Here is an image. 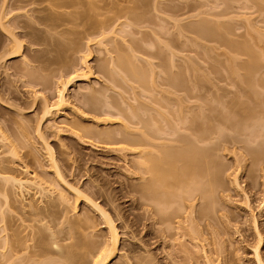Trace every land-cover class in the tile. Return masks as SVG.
Returning <instances> with one entry per match:
<instances>
[{
  "label": "rangeland",
  "instance_id": "374dc122",
  "mask_svg": "<svg viewBox=\"0 0 264 264\" xmlns=\"http://www.w3.org/2000/svg\"><path fill=\"white\" fill-rule=\"evenodd\" d=\"M131 1H136V0H106V2L104 0L102 1L90 0L88 2L90 4L92 3L93 5L91 4L92 7L90 6L91 8H87V10L84 9L83 7V5L85 6L89 4V3L87 4V0H80L79 3L82 2V4L77 6L80 9L76 7V5L79 3L75 1L76 2L75 4L69 6L70 9H67L68 7L67 8L64 7V9L62 8V10L60 9L58 10V12L60 11V13L62 12L63 14L67 12L74 14L73 13L75 12L74 10H77V12L81 13L82 9H84L88 13L85 12L83 14L82 16L83 19H80L81 17L78 16L80 18L77 19V17H75L76 21L72 20V22L71 21L67 22L69 26L65 24V26H63L65 30L63 29V27H61L62 30L61 29L55 30L53 28H50L51 27L50 23L44 22L42 20V18L48 15L51 9L55 12L57 11L56 8L51 7L53 6L54 1L50 3L52 4L50 6L49 4L50 1H45L43 3H41L42 1H36V2L34 1L35 3L29 5L28 2L26 3L24 2L25 3L24 4L23 2L20 3L19 0H0V129L1 132H3L4 135H6V137L8 136L10 138L9 141V138L7 137L8 142L11 143L13 141V143L16 145L15 147H17L18 152H20L19 157H21L19 158L20 160L19 159L16 160V162L18 163H15L13 161V163L15 164L14 165L11 162L14 159V157L12 156L13 158L11 159V156H9L10 154H7V152H6L7 155L3 154L5 153L4 147H6V144L4 143L5 146L3 144H2L3 146H1L0 144V158H4V161L7 160V158L8 159L10 158L11 161L9 160V162H7L8 161L7 160L5 164L8 163L7 167L9 166L11 169L13 170L15 169V172L17 171V173L19 171V173L24 174L22 167H24V165L26 164L25 166L28 165L30 171L31 170L33 172L36 171V173L41 177L43 176L47 177V175L52 176V172L49 168L50 162L48 161V154L45 149V145L41 139L39 140V136H37L38 134L36 135V126L39 121L38 119L42 115V111H43L42 108L44 107L43 101L47 100L50 103H55L57 101V90L60 87L59 86L60 79L62 80L69 79L70 76L73 75L74 70L76 73V74L74 73V75H78L84 71H87L88 69L84 70L85 66H87L90 70H92L93 74L89 75V78H87L88 80L87 79L84 80L80 78L73 81L69 85L68 92L66 94L67 95L66 98L69 105L67 107L62 108L61 110L62 112H60L55 118H53L55 120L50 121L49 119L46 123H44L42 129L44 133V138L55 152L56 158L59 161L58 164L60 165L64 174L65 175L67 174L68 176L67 180L70 179L69 180L70 182L73 180L74 182L78 183V185L83 190L90 188L92 186L91 184L94 185L96 184L101 186L102 192L99 193V195L97 196L95 195L93 199L101 206H103V208L106 211H108L111 217H113L115 221V225L118 228V232L120 233V239H121L119 243L120 251L111 264H125V263L129 264L128 262H130V264L132 263L144 264L143 258H147L149 264H204L205 262L204 259H206L207 261V258H203V257H207V256L209 257L212 254L215 255H212L209 258H211L213 264H218V261L215 260H221L219 261V264H221L222 262H223L222 264L225 263L255 264L253 248L257 244L256 242L258 240V237L256 235L258 234V232L255 231L256 229L254 228L255 227L254 224L257 225L258 231L262 235V238L264 240V162L263 161L261 162L260 165H258L259 168L256 171H254L255 168L258 166H256L253 169L252 162L250 158L247 156V151L242 147L243 144L242 145L239 144L238 146L235 145V147L234 145L232 146V144L230 145L228 144L225 146V148L227 146L229 147L226 148L228 150L223 151L225 149L224 148L220 151L221 153H218L219 156L217 155L216 159H219L217 161H219V164L223 166L224 169L222 171L225 172L223 174L225 178L222 179V181H224L222 182L224 183V185H222L223 189L220 190L219 193L221 194L220 196H218L219 198L222 196L224 200L222 201V199L220 198L218 199V203H220L219 205H221L222 203L221 206L223 209L220 208L221 206H219V208L224 211L225 217L223 216V212H221V217L222 216L223 217L222 218L220 217L219 219V221L222 219V221L219 224L220 226L216 223L219 227H217L214 224L215 225L214 229H216L215 227H217L216 230L220 234L219 235L217 233L218 235H215L219 237V240L216 237V243L220 241L219 243L221 244V246L219 243L218 244L222 248L220 249L222 251L224 250V252H221V250L217 248L218 246L212 248L211 245L209 246L207 245V243L211 244V242L213 241V239L211 241L212 237L209 236L211 242L208 239L206 243V246L208 248L206 246L205 247L209 251L211 249L215 250L217 248L219 252L217 250L215 251L220 253V255L218 253L217 254L219 256L223 254V256H221L222 258L218 256L219 257L218 258L217 254L214 253V251L213 253L208 254L209 252H207L206 248L205 250L207 254L205 253L206 254L205 255L201 249H199L200 250L199 251L196 248H194L195 247L194 244L195 243L198 244L199 242L195 241L194 243L191 241L190 238H188V236H185L186 239L183 237L184 235H186L185 233H187L185 230L184 232L183 230H181V233L182 234L184 233L183 236L181 233H179L180 232L179 231L178 233L180 235L179 234L178 236L176 235L177 237L174 236L173 241L172 238L171 239L167 238L168 241L165 240L163 242V240L159 238L160 226L153 222L151 213H145V211L142 209L141 205L137 200L138 194L135 191H133V189H135V187L139 183L137 176H134L129 172L132 168L131 160H134L133 154H131L130 152L129 153L127 152L128 153L127 154L125 151L124 153L114 151L122 146L118 144L119 143L118 141L116 142L115 140L121 136L120 130L123 128V125L125 124L124 118L122 117V119H120L121 118L120 117L119 119L116 120H114L115 118H113L112 119L113 121H111L110 123L108 122L104 123L101 122L102 118L95 120V117L98 118L99 116L98 115L95 116L94 113L88 114V116L85 118L84 117L82 118V116L85 115H82L81 113L83 111L88 113V111H86L87 110L86 108L89 105L85 107L86 105L84 106V104H86V102L90 97L96 96L99 98L98 101H100V99L102 98L101 107L103 106V104L104 106H107L104 107L103 110L105 109L107 110L109 108L108 110H111V112L114 114L118 113L119 110H121V108L123 110L122 112L127 113V110L131 111L130 110L131 108L132 110H134V107L135 109L138 108L135 111H138L139 113H142V111L143 112L156 111L165 114L170 113L171 114L170 123L168 126L174 128L177 120L179 119L186 120L185 116H188L187 113L189 114L191 107L192 110L196 112L195 113L196 115L200 114L198 110H200L201 106H202L201 109H205L204 113L207 114L209 113L208 112L209 105H212L211 103L213 102L212 100H215V102L217 101L215 97H210L209 95H206L207 94L205 93L206 88L204 89L198 86L194 88L195 84L197 85L200 82L199 80L201 79L203 80L205 76H207L208 79L211 80L213 84L217 86V87L212 86L213 88L212 93L218 92L223 96L224 101L226 100L229 101L233 97L235 98L238 97V95L240 96L239 91H243L244 89H246L247 91L249 90L248 92L244 90V93L245 91L247 92L245 94H249L251 91L250 89L246 88L245 86L244 87L241 86L239 90V86L236 83L238 82V79L240 80L241 74H243V77L246 75L245 71H243V68L241 69V66L243 64L244 65L248 64L251 58L249 57L248 53L247 52L244 53L245 50L242 51V49H241V53L239 49L237 51V54H233L236 53V51L233 49H229L226 45L228 43L227 40L228 41L236 40V42L238 41L239 43H241L242 41L245 43V40L246 42L249 40L250 44L253 45V47H255V51H257L258 53L264 52V0H143L144 7H142L140 11H138L140 13V18L138 20H135V22L134 19H132L131 17L129 18L130 15L127 14L129 12L128 11L129 9L125 7V6L127 7L133 6V3L131 5ZM32 2L33 1H30V3ZM96 3H98L97 4L98 6L96 5ZM106 4H109L110 6L112 5L111 7L107 5L108 8L110 7L108 10L109 12H107V9L103 8ZM73 6L77 9H75ZM93 6L97 8L98 11H96L97 9H94ZM107 6H105V8ZM113 6H117V9L115 7L113 8L114 10L113 9L111 10ZM122 6L124 7L122 8ZM119 7L121 9L126 8L127 12L124 10L119 11L120 10ZM45 8L47 12H45ZM48 8H49V12H48ZM88 9L90 12L88 11ZM101 10L102 11L105 10L106 12H102ZM111 11H113L114 13ZM122 11L125 14L122 13ZM115 12L116 14L121 12L123 18L121 17V19L118 20L119 22L115 21L113 24L111 22H107V20L109 21V18L116 17ZM103 13L105 14L106 17L104 16ZM107 13H109L112 17L108 14L109 15L108 18V16L106 15ZM98 16H102L103 18ZM217 16L219 17L218 19H220V21L221 19L222 21L224 20V23L226 21L229 27L232 25L233 29L230 28V32L228 33L229 35H227L229 37L224 36L226 38L223 39L226 40H223L221 38L220 40L222 41H219V39L215 38V36L212 35L213 36L212 37L209 34L208 36L207 35L203 36L201 41L200 39L202 36L200 37L197 33V30L200 27L199 26L200 20L202 21L203 19L205 21V19H207L205 22L211 21L212 23V20L213 22L214 19L216 21ZM94 20H97L98 22L97 21L94 22ZM101 21L105 23H111L110 26L113 25V27L114 24L116 23L117 24L115 25L114 30L111 31L113 34L108 29V31L112 35L110 34L111 36L110 35L109 37L107 36L108 38L106 40H103L104 42L98 44L101 36L99 34L100 31L98 32L96 31L100 29ZM73 22L74 23L76 22L75 23L76 25L72 24ZM194 26H197L196 32L193 29ZM96 27L97 30L94 29ZM113 27H111V29H113ZM49 28L53 29L54 31L53 30L51 31ZM60 31H63L64 33L62 32L60 34ZM33 33L35 34V36H33L34 35ZM194 34H196L197 36ZM95 35L97 36L99 35L98 36L99 38ZM47 37L48 39H46ZM205 37L207 38L209 37L208 41L206 40L207 38ZM13 38H16L19 42L21 41V43L23 44V49H22V53L18 57L9 59L7 54L11 52L14 48L12 44ZM35 38H38V40ZM252 38H254V40ZM47 41L53 43L51 48L49 45L45 44ZM197 41L199 42L200 45L197 43ZM216 41H218L219 43ZM36 42H38L39 44ZM77 43H79L80 45ZM66 45H68V47ZM53 46L54 47L63 46L65 48H68L69 50L68 49L66 50L67 54L64 53L63 51L64 53L63 56L66 54L68 58H66L65 56L66 59L63 60L64 57L62 56L63 61H61L60 59H58V56L57 57L54 56L57 55L55 51L51 54H47L45 51L47 55L44 53V50L52 49ZM135 49H137V52ZM230 50H232L233 53H231ZM134 51H135L134 54L135 57L132 58L133 61H135L140 67L141 66L145 67V69L148 71V78L146 79V83L144 82V85L133 83L129 79L125 81L124 79L126 78H123L124 77L123 74L121 75V78L117 77L118 75H116V78H114L116 79V81H114L113 79V81L115 82L114 83L111 80H109L111 78L109 77L108 74L106 75L109 78H107L102 71L101 72L99 71L100 66L102 67L103 65L106 64L109 65V66L106 65L108 68L110 67V65L112 66V68H114V65L112 64H114L117 59L119 61L121 54L124 53L125 55V53H127L131 55V53L132 52L134 53ZM228 53L231 55L229 56ZM118 54H120V56ZM38 55L40 56L44 55L47 56L48 58L45 57L44 59V56H41L40 58ZM36 56L40 59H42L43 57V61H42L43 63L39 61L37 62L36 59L34 61V57L36 58ZM71 56H73V58H71ZM232 56H235L237 58L236 60L238 62L235 65H238V63H240L241 65L243 63L240 67L239 65L236 67V69L238 68L237 70H239L240 68L241 71V72L238 71L240 72L239 78H236L235 75L233 76L232 74H230L232 72L229 73V71H231L229 66H225V64L230 63V60L228 59ZM111 57L114 58V60ZM46 58L48 61L49 60L54 61V63L52 64L54 66L49 64L50 61L44 62ZM25 60H26V66H29V68L27 69L28 70L30 69L29 70L30 72L32 71L31 70L32 67L37 70L36 72L32 68L36 72L35 75L34 74L35 72L32 71L34 76H32L31 75L32 73H30L32 78L30 77V75H28L29 74L28 72H27L28 74H26L25 71L26 67H24ZM27 61H29L30 64L29 62L27 63ZM47 63L49 64L50 67L48 66ZM41 66L43 67L40 68L41 70H39L38 68ZM46 66H48L51 69L47 70L46 68L45 71L47 73L41 72L44 71L43 68H45ZM226 67H228L229 71H227ZM216 69L217 70L220 69L218 70L219 74L216 71ZM256 70L257 71L255 74L257 75L255 76L254 74L255 76L254 78L257 77L256 78L257 80L255 79V81H257L258 86L257 88L254 89V92L257 90L255 92V95L257 94V92L259 93L258 96L261 95L260 97L256 95L259 98L260 105L258 99H257V103H254L256 99L252 101L253 98H255V97L253 98L251 97L252 92L250 93L251 99H248L246 95L245 96L247 98L244 95H241L242 97L244 96L243 98L241 97L242 100L244 99L243 101L246 102V103L243 102V105L244 104L245 105L241 107L248 106L252 108V106H255L253 108L257 111V115H256L257 120L253 121V122L257 121L256 122L257 126L255 128L253 127V130L254 129L255 130L254 131L252 130L253 133L251 134V136L254 134L253 135L254 137L250 136L249 138L243 135L240 138L241 140L250 139L249 141L253 146L256 145L259 146L260 141L262 140L264 141V136L263 137L260 136L263 135L264 133L260 134L261 133L260 132L258 134L260 130H262L263 132L264 129V126H262L264 123V112L262 113V110L264 111V104H263L264 103L263 101L264 100V82H263L264 60L260 61L259 67ZM166 72L169 73L171 81L169 80ZM64 74L67 75L65 76ZM236 75H238V73ZM38 76L40 79L37 78ZM207 77H205L204 79H207ZM122 78L123 80H121ZM44 80L45 82H42ZM260 81L263 85L259 83ZM95 91L98 92V95ZM99 93L101 94V97L99 96L100 95ZM236 94L237 96H235ZM36 96L41 97L39 98L40 100L34 99V97ZM44 98L45 100H41ZM86 98L87 100L85 101ZM34 100H36V102H34ZM208 100L211 102H209ZM261 100L263 101V103ZM103 101H105L106 104L103 103ZM215 102H213V104ZM99 103H101V101ZM215 104L217 105V102ZM115 105L117 106V108L114 107ZM216 105H212V106H216ZM256 106L259 107L256 108ZM18 109L19 110L21 109L22 115L20 114L19 115L22 118L21 117L18 118L19 116L18 115L19 111L17 112ZM77 112L80 113L78 114ZM185 112L186 115L183 116ZM127 114H129V112ZM190 114L193 113L190 112ZM17 118L19 119L18 121H20L19 123H21V128L25 127L28 130L29 134L26 132V135L28 134V137L26 136L27 139L23 138L24 136L23 134L22 136L20 134H19L20 136L17 134L19 132V131L17 132L18 128L20 130L19 125H17L18 123H16ZM21 119L24 120H22L21 122ZM13 121H15V123ZM75 121H77L78 123L80 122L79 125H82V127L84 126V128L86 127H90V129L92 128L90 132H88L89 130L87 129L88 131H86L85 133H81V136H83V134L85 136V137L83 136L84 137L83 140L79 137L77 138V136L73 135L72 133L74 130L71 127V125L72 123H75ZM50 122H53V124L52 123L50 124ZM249 122L245 124L243 132H245L249 126L251 127V125L248 124ZM184 125L183 126L181 125L182 127H179L177 125L181 133L183 131V128L185 130V128L187 127V126L185 127ZM96 130H98L99 132H97ZM105 130L107 131V133L110 131L109 134H111V131L112 133L115 132L113 136L114 137L116 136V138L113 137L108 138L110 137L109 135L108 137H105L106 134L103 135L102 133L103 131L104 133H106ZM231 130L232 129L224 130L225 134L226 133L228 135L229 133L234 134L235 131L233 132V130L232 131ZM248 130L247 132H245V134L247 133L249 136L251 132L248 133ZM236 135L238 134L236 133ZM262 144L264 145V142ZM31 153L33 154V156L29 155ZM34 157L36 158V160H32L35 159ZM46 172L48 174L44 175L46 174ZM236 177L240 184V190H237L232 186L231 181ZM50 178L53 179L54 177L52 176ZM131 189L132 191H130ZM30 195L32 198L34 193L32 194L30 193ZM30 195L26 193L25 195L26 199H24V203L26 202L28 203V201L32 200L29 198ZM17 196H15V198H17ZM67 196L69 200L67 203L68 206L67 208L72 209L75 204L74 197L72 195H67ZM1 197L2 195H0V198ZM23 198H21L22 200H20L19 198L17 199L19 200V202H23ZM2 199L4 200V197H2ZM17 199L15 201L18 202ZM33 199H34L33 201L36 202L38 201L37 199H39V196L37 197L34 196ZM40 201L41 200H39L38 202L40 203ZM2 204L3 202L0 201V205H1L0 208L2 207ZM19 204H18V208L19 207L21 208ZM38 205L40 206V204ZM3 207L4 209L6 208L4 205ZM2 209H0L1 210L0 213L3 211ZM79 209L81 210V212L82 210L83 212L89 211L90 215L93 217V220L90 222V228L88 230L90 232V235L87 238L93 244H90L88 246L86 245V243L84 245V243L82 242L83 244L82 245L80 242L78 243V241L75 240L76 239L75 236H74L75 239L74 238H73L74 240L72 239L73 241L69 239V241L66 240V243L64 242H59V243L65 246L66 248L69 247L70 245H71L70 247L72 248L77 246V244L78 245L81 244L79 247L77 246L78 248L76 247L74 248V249H78L76 251L73 250V252L75 251V253H71L73 256L77 254L74 257L73 256L71 257L72 258L71 263L75 264L80 261L79 264H91L92 263L91 254H95L97 251L96 252L92 251L91 253L90 249L93 250V246H95L94 250L99 249V247L105 240V237L107 236V228H103L105 224H103L101 218L98 217L94 212H92V210H90L88 206L81 203ZM22 211L23 210H21L20 213L24 215L23 212L25 211L28 212V209L23 212ZM20 213H18L17 216L20 215ZM14 214H12L11 219L12 220L14 219L13 223L15 222V224L13 225V227L15 225L16 227L13 229L16 230L18 228L17 230L20 229L19 230L20 232H22L25 229L21 236H24L26 235L25 233H28L25 237L26 239L29 238L28 242L23 237L28 244V245L26 244L25 247L30 246L27 249L28 252L22 251L19 255L21 256L20 258L23 259V260L21 259V261L28 262V260L32 258L31 256L38 250L35 249L37 244H36V240L33 239L34 238L33 235L34 233L38 232L36 231V229L39 223L37 225L35 223L36 229L34 232V228H35L33 226L34 224L32 223L33 225H29V221L26 222L28 215L25 214V217H27L26 219H24L25 217L22 215L21 217H23V219L20 218V220L22 219L25 221L23 222L24 223L22 226L23 228L22 227L19 228L17 226V224L19 223L17 222L19 218L15 216L16 214L15 215ZM74 215L75 214L71 215L73 216L72 219L75 218ZM22 220L18 224L19 226L22 223ZM1 226L3 225L0 224V227ZM53 226H54L53 224L52 226L50 225V227ZM39 227H41V225ZM10 232L11 231H8V234ZM10 234L9 236H11ZM1 237L2 236L0 234V240L2 241ZM60 240L62 239H59V241ZM77 240H79V238H77ZM90 241H87V244H89L88 242ZM216 243H214L215 246ZM0 244H1L0 247L3 248L0 249V255H1L2 252H5L4 250L5 245H2L4 244L2 242ZM202 244H204V242L201 243L200 245ZM46 246L44 247L46 248ZM87 246L88 247L91 246V248L88 249ZM50 247L51 245L47 246V249L56 251V249L53 250L52 247L51 248ZM184 247H186L187 251ZM81 248H83L84 250L85 248H87L90 252H86L88 250L84 251ZM261 250H262V255H264V245L261 247ZM84 252H86L87 254ZM23 253H25V255H23L24 257L21 255ZM167 253L171 257H168L169 255ZM25 256L28 257L26 258ZM143 256H149V257H143ZM46 257L49 258V260L47 258H46L47 260L42 259V261L44 260L45 264H47L46 262L47 261L49 262L50 260L51 261L53 260L55 261V259L57 261L59 260L57 259V256H54L53 253L48 254ZM50 257L52 259H50ZM212 257H214L215 260L212 259ZM223 258H225V260H223ZM2 261L0 262V264L1 263L5 264L6 260H2ZM54 261L52 263H54ZM66 261L64 258V260L62 259L61 262L58 261L57 263L67 264L68 262L66 263ZM213 261H215V263ZM224 261L226 262L224 263ZM52 263L50 262L48 264H52Z\"/></svg>",
  "mask_w": 264,
  "mask_h": 264
},
{
  "label": "bare ground",
  "instance_id": "6f19581e",
  "mask_svg": "<svg viewBox=\"0 0 264 264\" xmlns=\"http://www.w3.org/2000/svg\"><path fill=\"white\" fill-rule=\"evenodd\" d=\"M30 1H33V2L30 3ZM34 1L35 2L36 1H42L41 3L45 2V1H50L49 4L54 1L53 6H51L52 4H50V6L56 8L57 11L55 12L51 9V11L49 12V8H50L49 7L48 8V12H49L48 15L47 16L45 15L46 17L42 18V20L44 22L50 23V26H51L50 28H53L55 30L56 29L62 30L61 27L65 26V24H67V22H70V21L72 22V20L76 21L75 17H77V19L80 17H81L80 19H83L82 16L85 12H87L86 11L87 8L92 7L91 6L92 3L90 4L88 2L90 0H87V4L89 3L90 5L89 4L85 5V6L83 5L84 9H86V10L82 9L81 13L77 12V10H74L75 11V12H73L74 14L68 13V12L63 14L62 12L60 13V11L58 12V10H60V9L62 10V8L64 9V7H66V8L68 7L67 9H70L69 6H72L76 2L79 3L80 0H78V1L75 0L76 2L74 0H19L20 3L21 2H23V3L28 2L29 5L35 3ZM100 1H102V0H100ZM104 1L106 2V0H104ZM82 2L77 4L76 7L80 4H82ZM41 3H40V5H41ZM99 3H101V2H99ZM132 3H133V6H131ZM47 4H48V2H47ZM97 4L98 3H96V5ZM107 5L110 6L109 4H106L105 6H107ZM131 5H130L131 7H127V6H125V7L129 9L128 10L129 12L127 13L128 15H130L129 18L131 17L132 19H134V22H135V20H138L140 18V13L138 11H140V9L142 7H144L143 6L144 3H143V0L142 1L136 0V1H131ZM94 6H93V8L97 9ZM105 6L103 8L107 9V12H109L108 10L112 5L109 8H108V6L105 8ZM117 6H113L111 8V10L115 7L117 9ZM123 7L124 6H122V8ZM57 8H59V9H57ZM77 8H79V7H77ZM77 8H75V9H77ZM126 8H124V9L120 8L119 11H121V10L126 11ZM88 11H89V9H88ZM96 11H98V9ZM45 12H47L46 8H45ZM102 12H106V11L104 10ZM111 12H113V11H111ZM122 13H124V12L122 11ZM122 13L120 12V13L116 14V12H115L116 17H112L109 13H107L106 15L108 16V18H109V15L112 17V18H109V21L107 20V22H111L113 24L115 21H118L119 19H121V17L123 18ZM119 14H121V15H119ZM78 16H80V17H78ZM102 16H98V17H102ZM104 16H105V14H104ZM219 17H220V15H219ZM219 17L217 16V19ZM1 18H2V16H1ZM127 19H128V17H127ZM217 19H216V21L214 19V22L212 20V23H211V21L205 22L207 19H205V21L203 19H202V21L200 20V22L198 21L200 23V25H199L200 27L197 30V33L200 37L202 36L200 39L201 41H202L203 36H206V35L208 36L209 34H210V36H212V35L215 36V38L219 39V41H222V40H220L221 38L222 39L226 38L224 36L229 35L228 33L230 32V28L233 29L232 25L229 27L228 24L226 23V21L224 23V20L222 21V19H221V21H220V19H218V20ZM90 20H92V19H90ZM95 21H97V20H94V22ZM198 22H197V25H198ZM75 23L73 22L72 24H75ZM111 23H105V22L101 21L100 29L97 30V27L94 28L97 30L96 32L100 31L99 34H100L101 38L99 39L98 44L104 42L103 40H106L109 37V35L112 33L111 31L114 30V27L117 23L114 24V27H113V25L110 26ZM67 25L69 26V24H67ZM194 25H196V24H194ZM111 27H113V29H111ZM53 29H50V30L52 31ZM63 29H64V27H63ZM108 29L111 33L108 31ZM193 29L196 32L197 26H194ZM66 30H69V29H66ZM93 31H95V30H93ZM62 32L63 31H60V34ZM65 32H67V31H65ZM96 32H94V33H96ZM30 34H31V32H30ZM194 35H196V34H194ZM33 36H35V34ZM92 36H94V35H92ZM95 36H97V35H95ZM227 37H229V36H227ZM205 38H207V37H205ZM208 38L206 39L207 41H208ZM35 39L38 40V38H35ZM46 39H48V37ZM228 39H230V38H228ZM252 39L254 40V38H252ZM223 40H226V39H223ZM48 41L45 44L49 45L51 48L53 43L48 42ZM198 41H197V43L199 44ZM33 42H34V40H33ZM44 42H45V40H44ZM216 42H218V41H216ZM227 42H226L227 43L226 46L229 49H233L236 51V53H233V51L230 50L231 53L237 54V51L239 49H240V53H241V49H242V51L245 50L244 53L247 52L249 57L251 58V60L246 65H244L242 63L243 65L241 64L242 65L241 66L240 63H238L239 67L241 66V69L243 68V71H245V73H246V75L244 77H243V74L240 75V72H241L240 68H239V70H237L238 68L236 69V67L238 65H235V64L238 61L236 60L237 58L235 56H232L229 59L227 57V59L230 60V63L229 64L227 63L228 65L225 63L224 64H225V66H229L231 71H229L228 67H226V68H227V71H229V73L232 72L230 74H232L233 76L235 75L236 78H239V75H240V80L238 79V82L236 83L239 86V90H240L241 86H243V87L245 86L246 88L250 89L251 90L250 93L252 92V95H254V96L251 95V97L252 98L255 97V98H253L252 101H254L256 99L254 103H257V99L259 101L258 97H260L261 95L258 96V94H259L258 92L256 94L258 97L255 95V92L257 90L254 92V89L257 88L258 85H257V81H255V79L257 77L256 78H254V77L257 75L255 73L257 71L256 69H258V67H259L260 61L264 60L263 59L264 58V52L258 53L257 51H255V47H253V45L250 44L249 40L247 42L245 40V43L243 41H242L243 43L242 42L239 43L238 41H237L238 42L237 43L236 40L235 41H228L227 40ZM255 42H256V39H255ZM36 43H38V42H36ZM67 43H68V41H67ZM251 43H252V41H251ZM12 44H13L14 48L11 52H9L7 54L9 59L18 57L22 53V49H23V44L21 43V41L19 42L16 38L12 39ZM61 44H63V43H61ZM72 44H73V42H72ZM77 44H79V43H77ZM68 45H66V46L68 47ZM54 48L55 49L57 48V49L55 50ZM67 49L68 48H65L63 46L62 47L61 46H58V47L53 46L52 49L44 50V53L46 51L47 54H51L55 51L57 55H54V54L53 55L55 57L58 56V59L63 61L66 58H68V56L66 55ZM137 49H138V47H137ZM137 49H135L136 52H137ZM63 51H64V53H66L64 56H63V54H64ZM72 53H73V51H72ZM134 54H135V51H134V53L132 52L131 55H129L127 53H125V55H124V53H123L120 56V54H118L120 56V59H119V61L117 59L116 62L114 61L115 63L112 64V65H114V68H112L111 65H110L111 68L110 67L108 68L107 66H109V65L106 64L107 66L106 65H103L102 67L100 66L99 71L100 72L102 71L105 75L108 74L109 77L111 78L109 80H111L112 82L116 81V79H114V78H116V75H118L117 77L121 78V75L123 74V76H124L123 78H126V79H124L125 81L129 79L133 83H138V84L144 85V82L146 83V79L148 78V71L145 69V67L141 66L142 67L141 68L135 61H133L132 58L135 57ZM126 55H129V56H126ZM228 55L230 56L231 54L228 53ZM38 56L41 58V56H44V55H41V56L38 55ZM62 56L64 57L63 60H62V58H63ZM65 56H66V58H65ZM45 57H47V56H44V59H45ZM40 58H38L36 56V58L34 57V61L36 59L37 62L38 61L42 62L43 57H42V59H40ZM47 58H46V60H44V62L48 61ZM71 58H73V56H71ZM55 59H57V58H55ZM112 59L114 60V58H112ZM49 61L48 62L50 65H52L54 63V61H52V60H49ZM28 62L29 61H27V63ZM66 63H67V60H66ZM24 64H25L24 67H26V70H25L26 74L29 73L28 75H30V73H32V71H34V70L37 72V70L34 69L32 66L31 67L34 70L31 68V70H32L31 72L29 71L30 69L29 70L27 69V68H29V66H26V60L24 61ZM29 64H30V62H29ZM49 64H48V66H49ZM61 65H63V64H61ZM43 66H45V65H43ZM43 66L39 67L38 69L41 70L40 68H42ZM48 66L43 68L44 71H41V72L47 73L45 71L46 68H47V70L51 69V68H49L50 66L49 67ZM52 66H54V65H52ZM115 68H117V69H115ZM85 69H88V70L84 71L78 75H74V73H75V70H74V73L72 76H70L68 74L70 76L69 79H65V80L60 79V81H59L60 87L57 90V101L55 103H50L47 100H45V98L41 99V100H45V101H43L44 107L42 106L43 107L42 108L43 109L42 115L38 119L39 121H38L37 126H36V135L38 134L37 136H39V140L41 139L45 145V149H46L47 154H48V161L50 162L49 168H50V170L52 172V176L54 178L53 179L50 178L52 176L47 175L48 174L47 172H46V174H44V175H47V177L39 176L36 173V171L35 172H33L32 170L30 171L28 168V165L25 166L26 165L25 163H24L25 165L23 164L24 167H22L24 174L19 173V171L17 173V171L15 172V169L13 170L9 166L7 167L8 163L5 164L7 160H8L7 162H9L10 158L9 159L7 158V160H5V161H4V158H0V195H2V197H4V200L2 199V197L0 198V199H2L0 201L3 202L2 207L0 208V209L3 208L2 209L3 211L0 213V224L3 225L0 227L1 228L0 234L2 236L1 237L2 241L1 240L0 241L2 243H4L2 245H5V247L3 246L5 252L1 253L0 262L2 260H6L5 264H45L44 260L42 261V259H45V260L48 259L49 260V258H47L46 256L50 253L51 254L53 253L54 256H57V259H59L58 261L61 262L62 259L64 260V258H65V261L67 260L66 263L68 262L70 264L71 259H72L71 257L73 256L71 253H75V251L78 250V249H74L75 247L78 248L82 244V242L84 243V245L86 243V245H88V246L90 244H93V243H91L90 240L87 239L90 235V232L88 230L90 228V222L93 220V217L90 215L89 211L83 212V210H82V212H81V210L79 209L81 203L88 206L90 208V210H92V212H94L98 217H100L101 220L103 221V224H105L103 226V228H107V236L105 237V240L103 241V243L101 244V246L99 247L98 250L97 249L94 250L95 246H93V250L90 249L91 246L90 247L87 246L88 249H90L91 253H92V251H94V252L97 251L95 254L90 253L92 256V263L91 264H111L114 261V259L117 257V255L120 251L119 250V243L121 240L120 239V233L118 232V228L115 225V221H114L113 217H111V215L108 213V211H106L103 208V206H101L99 203H97L93 199L95 197V195L97 196V195H99V193L102 192L101 186L96 185V184L95 185L91 184L92 186L91 187L89 186L90 188L83 190L78 185V183L74 182L73 180L70 182L69 181L70 179L67 180L68 176H67V174L66 175L64 174L63 170L61 169L60 165L58 164L59 161L56 158L55 152L52 149V147H50V145L48 144L46 139L44 138V133H43V129H42V126L44 125V123H46L49 119H50V121L55 120L53 118H55L60 112H62L61 111L62 108L67 107L69 105L67 98H66L67 97L66 94L68 92L69 85L73 81L80 79V78L86 80L87 78H89V75L93 74L92 70H90L87 66H85L84 70ZM218 70H220V69H218ZM218 70L216 69L217 72H218ZM81 71H83V70H81ZM238 71H240V72H238ZM36 72L34 73L35 75H36ZM217 72H216V74H217ZM166 73L168 75L169 80L171 81L169 73L168 72H166ZM237 73H238V75H236ZM34 74L32 73L31 75L34 76ZM218 74H219V72H218ZM254 74H255V76H254ZM31 75H30V77H31ZM64 75L66 76L67 74H64ZM106 77H107V75H106ZM109 77H107V78H109ZM205 77H207V76H205ZM37 78L40 79L39 76ZM65 78H68V77H65ZM123 78L121 80H123ZM200 78H201V76H200ZM204 78H203V80L202 79L199 80L200 82L197 85L195 84L194 88L196 86L204 88V89L206 88L205 89V93H207L206 95H209L210 97H215L217 99V101H216L217 105L215 104L216 103L215 100H212L213 102H215L214 104H213V102L208 100L209 102L212 103V105H216V106L209 105V108H208L209 113H207V114L204 113L205 109H201L202 108V106H201L200 110H198L200 114H197V115L195 114L196 112H194V110H192V107H191V110L193 112L191 110H190V112L193 114H190V112L188 111L189 114L187 113V115L188 116L190 115L188 118V116H185L186 115V112H185V114L183 116H185L186 120L185 119L177 120L174 128L168 126L170 123V116H171L170 113L165 114V113L156 112V111L155 112H153V111H144L143 112L142 111V113H139L138 111H135L138 108L135 109V107H134V110H132V108L130 109L131 111H134V112L127 110V113L129 112V114H127L125 112H122L123 110L121 108V110H119V112L116 113L117 114L116 115V114L112 113L111 110H108L109 108L107 110L106 109L103 110V108L107 107V106H104V104H103V106L101 107L102 98L100 99L101 103H99L100 102V101H98L99 98L96 96H95L96 98L95 97H90V98L88 97L89 98L88 101L86 102V104H84V106L86 105L85 107H87L89 105L88 106L89 108L88 107L86 108L87 109L86 111H88V113L83 111L81 114L85 115V116H82V118L83 117L85 118L88 116V114L94 113L95 116L96 115L99 116V117L97 116L98 118L95 117V120L102 118L101 122H104V123H107V122L110 123L111 121H113L112 120L113 118H115L114 120L119 119L120 117H121L120 119H122V117L124 118L125 124L123 125V128L120 130L121 136L118 137V139H116V140L114 139L116 142L118 141L119 142L118 144H120L122 146L119 147V149H116L114 151L115 152L116 151L123 152V153L125 151L126 153L130 152L131 154H133L134 160H131L132 168L130 171L129 170L128 171L132 175L137 176L139 183L135 187V189H133V188L132 189H133V191H135L138 194L137 200H138L139 204L141 205L142 209L145 211V213H151V217H152L153 222L160 226V229H159L160 237L159 238L161 240H163V242L165 240H167V238L168 239L172 238V241H173L174 236H176V235L178 236V234L181 233V230H183V232L185 230L187 232V233H185L186 235H184V233L183 234L181 233L182 236L184 235L183 236L184 238H185V236H188V238H190L191 241L194 243H195V241L199 242L200 244L204 242L205 245L204 244L200 245L199 243L198 244L195 243L194 244L195 247L194 246L193 247L196 248L197 250L201 249L205 254L206 253L205 248L207 247L206 243L209 239V236L212 237V238L211 237L210 238H211V241H212V239H213V241L211 242L209 239L211 244L207 243V245L208 246L211 245L212 248L217 247V246H218L217 248H219V249L221 248L220 247L221 244L219 243L220 241H218L220 246L218 243H216V237L217 236H215V235L219 234V232L216 229H217V227L220 226L219 224L222 221V219L219 221V219L221 217V212H223V216H224V211L222 210L223 208L221 206L222 203H221V205H219L220 203H218V199L221 198L222 201L224 199L222 196L220 198L218 196H220V194H221V193H219L220 190L223 189L222 185H224V183H222V182H224V181H222V179L225 178V176L223 175L225 172L222 171L224 169L223 166H221L219 164V161H217L219 159H216L218 153H221L220 151L222 149H224L225 146L228 144L229 145L232 144V146L234 145V147H235V145L238 146L239 144L240 145L243 144L242 147H243V149H246L247 156L250 158L252 165H253V169H254L256 166L260 165L262 161L264 162V145L262 144L264 141L263 140H262L263 142L260 141L259 146H257V145L253 146L249 141L250 139H247L248 141L245 139H244L245 141L243 139L242 140L240 139L243 135L250 138L251 134L253 133L252 132L253 127L255 128L257 126L256 125L257 121L253 122V121L257 120V118H256L257 111L253 108L255 106H252V108H250L248 106L247 107H241V106L245 105V104L243 105L244 99L242 100V98L245 95L248 97V99H251L250 93L245 94L249 90L247 91L246 89H244L247 91V92L245 91V93H244V90L239 91L240 96L238 95V97H236V98L233 97L229 101L228 100L224 101L223 96L221 94H219L218 92H215L216 94L212 93L213 92L212 86L215 87L216 85H214L213 82L208 79V77H207V79H204ZM113 79H114V81H113ZM46 80H48V79H46ZM42 82H45V80ZM259 83H261V81ZM42 85H43V83H42ZM259 87H260V85H259ZM96 93L98 95V92H96ZM237 94H239V93H237ZM237 94L235 96H237ZM93 95H95V94H93ZM241 95H244V96L242 97ZM99 96L101 97V94ZM210 97H209V99H210ZM39 98H41V97H39V96L34 97V99H36V100L37 99L40 100ZM36 100H34V102H36ZM86 100H87V98L85 99V101ZM263 101H262V103H263ZM103 103H105V101H103ZM244 103H246V102H244ZM262 103H261V105H262ZM115 104H117V103H115ZM259 105H260V101H259ZM249 106H250V104H249ZM114 107L117 108L116 105ZM257 107H259V106H256V108ZM119 109H120V107H119ZM18 111H19L18 115L19 114L22 115L21 109L20 110L18 109L17 112ZM263 112L264 111L262 110V113ZM77 113L79 114L80 112H77ZM20 115L18 116V118L21 117ZM18 118L16 119L17 120L16 123H18L17 125H19L20 130H22V129L23 130L20 131L18 128L17 132L19 131L20 133L18 132L17 134L18 135L20 134L21 136L23 134L24 135L23 138H26V136L28 137V134H29L28 130L23 126H22L23 128H21V123H19L20 121H18L19 120ZM22 120H24V119H21V122H22ZM80 120H81V118H80ZM97 121H99V120H97ZM249 121H252V122H249ZM13 122L15 123V121H13ZM247 122H249L248 124L251 125V127L250 126L248 127L249 130H251V131H249L247 128L248 133L251 132L249 134V136L247 133L245 134V132H247V130L245 132H243L245 124ZM51 123L53 124V122H50V124ZM70 123H72V122H70ZM186 123L187 124L189 123L188 126ZM54 124H55V122H54ZM79 124H80V122L78 123L77 121H75V123H72L71 127L73 128L74 131L73 132L71 131V132L73 133V135H76L77 138L79 137L83 140L85 136H84V134H83L84 137L81 136V133H85L88 130H89L88 132H90L92 128L90 129V127H86V126H85L86 128H84V126L82 127V125H79ZM177 125L179 127H182L183 125L185 127L186 126L187 127L185 128V130L183 128V131L181 133L179 130V127ZM262 126H264V123ZM51 127H53V126H51ZM227 128L229 130L232 129L233 132L235 131L234 134H231V133H229V135L227 133L225 134L224 130H228ZM25 130H27V131H25ZM96 131L99 132L98 130H96ZM26 132L28 133L27 135H26ZM105 132L106 133H104V131L102 132L103 135L106 134L105 137H108V135H109L110 137H108V138H112V137L116 138V136L115 137L113 136L115 132L112 133V131H111L112 136H111V134H109L110 131L107 133V131L105 130ZM183 132H184V134H183ZM236 133L238 135H236ZM259 133L263 134L264 129H263V132H262V130H260L258 132V134ZM100 134H101V132H100ZM260 136L263 137L264 134L260 135ZM7 137H6V135H4L3 132H1V129H0V142H1L0 144H1V146H3V145L5 146V144H6V147H4L5 153H3V154H6V152H7V154H10L9 156H11V159L13 157L15 159V160L13 159L12 161L11 160L10 161L12 163H13V161L15 163H18V162H16V160L21 158V157H19L20 152H18V149H17V147H15L16 145L13 143V141L11 143L8 142L9 137L8 138ZM9 141H10V138H9ZM226 148L223 151L228 150ZM29 155L33 156L32 153ZM27 158H29V157H27ZM1 159H2V161H1ZM32 160H36V158L32 159ZM258 168H259V166L256 167L254 171H256ZM253 169H252V171H253ZM21 174L24 176H22ZM231 182H232L233 188L240 190V184L238 182L237 177L232 179ZM93 189H95V190H93ZM132 189L130 191H132ZM26 193H28V195H30V193L31 194L34 193L32 198L30 195L29 198L32 200L28 201V203L26 202L27 204L24 203V199H26V197H25ZM17 194L19 197L17 196ZM66 194L72 195L74 197L75 204H74L72 209L67 208L68 207L67 203L69 200H68V196ZM15 196H17V198H19L20 200H22L21 198H23V197H25V198H23V202H19V200L17 198H15ZM34 196H36V197L39 196V199H37V200L38 201L41 200L40 203L38 201H36V202L33 201ZM16 199L18 200V202L15 201ZM37 203L40 204L41 207ZM18 204H19V206H21V208L20 207L18 208ZM3 205L6 207L5 209H4ZM42 205H43V208H42ZM219 206H221L220 208H222V209H220ZM27 209H28V212L25 211ZM21 210L25 211L26 213L22 211L24 213V215H22V213H20ZM220 210H222V211H220ZM17 212L20 213V215L17 216V214H18ZM5 213H7V214H5ZM12 214H14L15 216H17L19 218V220L17 221L19 223L23 219V217H21V215L25 217V214L28 215V216L26 215L28 218L25 217L24 219L27 218L26 222L29 221V225L34 224L33 226L35 227L39 223V225L37 226L38 230L36 229V227L35 228L32 227V228H34V232H35V229H36V231H38L37 233H34V235H33V237H34L33 239L36 240V244H37L35 249L36 250L38 249V250H37V252H35L31 256L32 258H30L28 260V262L21 261L22 258H20L21 256H19L22 251L26 252L27 249L30 247V246L25 247V245L27 244V242L29 240V238L28 239L25 238L28 233H25L26 235L21 236L25 229L22 232L19 231L20 229L17 230L18 228L16 230L13 229L16 227V225L13 227L15 222L13 223L14 219L13 220L11 219ZM72 214H75L74 219H72V217H73V216H71ZM219 214H220V216H219ZM6 215H8L9 217ZM5 216H6V218H5ZM7 217H8V219H7ZM13 218H16V217H13ZM20 218H22V219L20 220ZM11 220H12V222H11ZM23 222H25V221L22 220V223H21L22 225L20 224V226H19L18 225L19 223H18L17 226L19 228H21L24 224ZM35 223H36V225H35ZM52 224L54 226L50 227V225L52 226ZM214 224L217 226V227H215L216 229H214V226H215ZM40 225H41V227H39ZM254 226H255L254 228L256 229L255 231L258 232V234L256 235L258 237V240L256 242L257 244L253 248L254 261H255V264H264V255H262V250H261V247L264 245V243H263L264 240L262 238V235L258 231L257 225L254 224ZM8 231H11L10 233H12V234L9 233L11 236H9ZM32 231H33V229H32ZM3 233H4V235H3ZM60 235H61V238H60ZM206 235H207V238H206ZM74 236L76 239L74 238ZM23 237L26 239L27 242L25 241V239ZM73 238L76 241H78V243L79 242L81 243L79 245L77 244L78 247L75 246V247L71 248L70 247L71 245H70L69 247L66 248L65 246H63L59 243V242L66 243V240L69 241V239L72 240ZM77 238H79V240H77ZM59 239H62V240L59 241ZM86 239H87V241H90V242H88L89 244H87ZM217 239L219 240V237H217ZM30 241H31V239H30ZM214 243H216V246ZM212 244H213V246H212ZM46 245L47 246L51 245L52 249L53 250L56 249V251H52L51 249H47ZM44 246H46V248ZM83 248H81V249L84 250ZM184 248L186 249V247H184ZM217 248L215 250L218 251ZM0 249H3V248L0 247ZM88 249L85 248V250H88ZM209 249H210V247H209ZM73 250H75V251L73 252ZM211 250L209 251L207 249V252H209L208 254L213 253V251L216 254L219 252V251L218 252L215 251L214 249H211ZM90 251L88 250L86 252H90ZM186 251H187V249H186ZM86 252H84V253H86ZM162 252H163V250H162ZM221 252H224V250L223 251L221 250ZM32 253H33V251H32ZM86 254H84V255H86ZM218 254L220 255V253H218ZM218 254H217V257L219 256ZM21 255L23 256V255H25V253H23ZM75 255H77V254H75ZM212 255H215V254H212ZM212 255H210V256H212ZM51 256H53V255H51ZM221 256H223V254ZM221 256H219V257H221ZM143 257H149V256H143ZM168 257H171V256L169 255ZM209 257L208 256L203 257V258H207V261H206V259H204L205 260L204 264H213L211 258H209ZM84 258H85V256H84ZM140 258H141V256H140ZM50 259H52V258L50 257ZM146 259L147 258H143V263L149 264L148 259L147 260ZM168 259H171V258H168ZM212 259L215 260L214 257H212ZM68 260H70V261H68ZM223 260H225V258H223ZM53 261L50 260L49 262L47 261L46 263L47 264L50 262L52 263ZM56 261L57 260L55 259L54 263H52V264H56L58 262V261L57 262ZM72 261H74V260H72ZM78 261H79V259H78ZM215 261H218V264H219V261H221V260H215ZM215 261H213V262L215 263ZM225 262L226 261H224V263ZM79 263H80V261L78 263H75V264H79ZM128 263L130 264V262H128ZM57 264H59V263H57ZM71 264H73V263H71ZM125 264H127V263H125Z\"/></svg>",
  "mask_w": 264,
  "mask_h": 264
}]
</instances>
